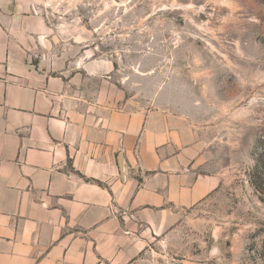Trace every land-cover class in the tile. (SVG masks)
Listing matches in <instances>:
<instances>
[{
    "label": "crops",
    "instance_id": "0c3cea01",
    "mask_svg": "<svg viewBox=\"0 0 264 264\" xmlns=\"http://www.w3.org/2000/svg\"><path fill=\"white\" fill-rule=\"evenodd\" d=\"M55 27L0 0V264H129L222 176L185 116L129 108L113 63L69 55Z\"/></svg>",
    "mask_w": 264,
    "mask_h": 264
},
{
    "label": "rangeland",
    "instance_id": "374dc122",
    "mask_svg": "<svg viewBox=\"0 0 264 264\" xmlns=\"http://www.w3.org/2000/svg\"><path fill=\"white\" fill-rule=\"evenodd\" d=\"M32 2L69 55L113 63L129 108L185 116L222 176L168 240L129 264H264V197L248 177L264 132V0Z\"/></svg>",
    "mask_w": 264,
    "mask_h": 264
},
{
    "label": "trees",
    "instance_id": "16d2710c",
    "mask_svg": "<svg viewBox=\"0 0 264 264\" xmlns=\"http://www.w3.org/2000/svg\"><path fill=\"white\" fill-rule=\"evenodd\" d=\"M261 137V152H259L255 158V163L251 168L248 177L249 182L253 188L261 195L263 198L264 194V132ZM261 198V199H262Z\"/></svg>",
    "mask_w": 264,
    "mask_h": 264
}]
</instances>
